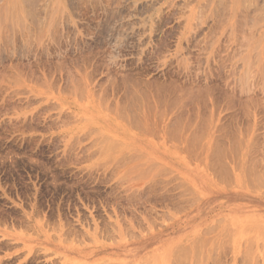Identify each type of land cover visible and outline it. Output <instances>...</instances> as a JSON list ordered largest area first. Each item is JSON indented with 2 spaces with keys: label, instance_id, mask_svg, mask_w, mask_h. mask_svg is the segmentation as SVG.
Segmentation results:
<instances>
[{
  "label": "rangeland",
  "instance_id": "rangeland-1",
  "mask_svg": "<svg viewBox=\"0 0 264 264\" xmlns=\"http://www.w3.org/2000/svg\"><path fill=\"white\" fill-rule=\"evenodd\" d=\"M9 1L0 0V6L6 4L8 9L11 5L7 10L11 19L4 18L9 20L5 21L6 26L3 25L7 28L0 24V264H177L174 263L175 258L185 261L176 260L178 264H264V181H256L257 177L264 175V124L260 123L264 121V105L260 104L264 100L261 88L264 74L259 73L264 72V20L260 19H264V0H257L259 4L252 0L254 9L247 5L251 0H242L243 4L239 3L240 0H226L230 7L225 0H222L224 5L220 0H36L33 7H30L31 0H14L13 4L17 3L18 9L12 4L13 0ZM27 8L32 11L30 14L26 12ZM32 9H37V15L41 13L38 18L43 22L37 15L35 19L38 20L35 21L32 14L36 13ZM227 9L229 13H226ZM5 10H1V19L3 14L6 16ZM12 13L14 17L21 16H16L15 21ZM241 14L247 16L249 24L252 22V26L247 23L248 28L253 29L257 24L259 29L262 25L259 33L258 29H248L252 31L247 32L248 38L256 34L250 37L251 43L248 44V38L244 37L247 36V27L241 26H247V21L243 22L245 16ZM256 42L257 48H253H260L259 58V53L251 48ZM241 46L244 48L238 54L235 51ZM231 51L238 56L234 57L233 53L231 57ZM251 52L258 54L249 55ZM254 58H258L255 59L257 63ZM247 59L248 63H253V68L257 66L254 68L256 72L252 71L254 76L251 73L255 80L252 76L250 78L255 84L251 85V80L245 86L248 90L241 94L239 88L231 87L234 85L232 82L236 85L234 75L236 78L241 74L244 69L239 68L245 66ZM236 60L237 64L238 61L242 63L239 62V67L235 66ZM232 66L235 69L232 70ZM236 68L238 72L234 71ZM218 74L224 78L223 81L230 79L226 80L228 83L231 81L230 85L224 81L225 88L229 86V89H223L225 83L221 78L217 81ZM259 76L263 77L259 79L261 87H258L261 94L259 89H255L259 83L256 77ZM130 77L132 79H128ZM123 78L130 80L132 85L137 83L140 89L144 88L131 90L130 86L134 85L126 83ZM204 80L210 86H216L210 89ZM192 81L196 84L191 87L189 82ZM183 82L188 83L189 88ZM162 83H167L166 87ZM182 83L186 88L179 90ZM157 84H161L162 89L166 88L169 98L166 91H163L166 92L164 95L157 91L160 89ZM194 84H199L198 88ZM205 84L208 91L204 93L218 98L213 99L206 94L209 100L202 96L208 101L200 104L203 100H199L201 93L198 98L197 92H200L199 86ZM147 87L158 92L160 102L165 96L164 101L167 98L177 101L187 93L188 96H183V101L182 98H178L179 102L172 101V104L175 102L173 106L167 100L165 104L169 103V107H165L156 99L157 93L149 94ZM190 87L197 90L193 89L195 92L192 93ZM137 89L138 93L134 91ZM145 89L148 94L143 92ZM214 89H219L220 94ZM227 89H232L231 94ZM253 90L263 96L258 98ZM125 93L126 99H132L130 101L140 98L138 102L133 101L135 107L124 98ZM235 93L246 99L237 95L234 101ZM176 94L180 96L175 97ZM122 95L126 102L123 104L118 102L120 99L123 101ZM223 97L231 98V102ZM144 99L150 109L156 108L154 113L146 111L149 108L144 105ZM250 99H253L252 107L249 106ZM246 100H249V109ZM139 102H143L142 105ZM117 103L122 108L124 104L126 107L131 104V108L125 107L124 113ZM159 106L162 110H158ZM242 106L246 107H243L245 113ZM120 113H124L125 118ZM177 113L179 118L175 117ZM180 113L188 124L194 122L192 126ZM194 114L199 119L193 118ZM126 115L135 121L137 118L140 121L142 116L146 130ZM200 117L208 119L207 123ZM254 119L258 120L257 124ZM246 121L252 126L256 124L253 131ZM150 123L155 126L153 133H150ZM136 124L138 128L133 127ZM203 124L207 129L203 130ZM243 124H247L250 130H244ZM167 125V129L174 127L178 140L174 134L172 140L168 139L172 128L168 135ZM232 129L237 132H232ZM227 131L232 132L229 135L235 133L236 137L243 139L228 136ZM177 132L182 133L181 136ZM220 133L225 136L221 134L220 137ZM236 133H240L239 136ZM197 134L206 135L201 140L203 136ZM195 136L201 141L197 142ZM222 137H226V141ZM231 139L245 141L244 147H248L243 149L239 144L240 148L236 146L240 142L230 143ZM109 142L116 146H109ZM187 142L193 153L188 150ZM193 145L198 146V152ZM105 147L113 148L108 150ZM230 147L234 149H230L232 153H225L231 156L226 158L224 150L227 152ZM218 149L221 154L217 153ZM237 150L241 151L240 156L233 154ZM233 155H238V159ZM245 157H250V161ZM246 159L250 163H255L254 160L261 163L256 171L253 169L257 164H253L252 172L259 176L252 175L251 181L249 166L252 164L248 166ZM132 166L142 170L127 171L134 169ZM257 168L263 172L262 175ZM259 182L263 183L260 185ZM170 193L174 194L173 197ZM197 242L204 243L199 244L202 250ZM179 245H182V252L181 249L175 250ZM172 250L181 252L180 257H176L177 253L171 256ZM183 250L188 252L186 258Z\"/></svg>",
  "mask_w": 264,
  "mask_h": 264
},
{
  "label": "bare ground",
  "instance_id": "bare-ground-1",
  "mask_svg": "<svg viewBox=\"0 0 264 264\" xmlns=\"http://www.w3.org/2000/svg\"><path fill=\"white\" fill-rule=\"evenodd\" d=\"M3 1H4V0H3ZM10 1H11V0H10ZM10 1H9V2H10ZM32 1H33V2H32ZM220 1H222V0H220ZM223 1H224V0H223ZM223 1H222V3H223ZM228 1H230V0H228ZM234 1H235V0H234ZM237 1H238V0H237ZM243 1H245V0H243ZM254 1H255V3L258 2V4H259V2H260V1H257V0H254ZM256 1H257V2H256ZM6 2H7V1H5V3H6ZM9 2H8V3H9ZM13 2H14V0L12 1V4H13ZM15 2H16V1H15ZM25 2L28 4L27 1H25ZM35 2H36V0H31V5H30V7H33V4H34ZM114 2H115V1H114ZM224 2L227 3L226 0H225ZM230 2H231V1H230ZM262 2H263V4H264V1H262ZM262 2H261V3H262ZM21 3H22V2H21ZM23 3H24V1H23ZM26 3H24V4H26ZM36 3H37V2H36ZM55 3L57 4V2H55ZM222 3H221V4H222ZM225 3H223V5H224ZM239 3H242V0H240ZM249 3H250V2L248 1V4H247V1H246L245 4L249 5L250 8H251V7L254 5V2H252V0H251L252 5H251V3H250V4H249ZM16 4H17V3H14L13 5L16 7V6H17ZM119 4H120V3H119ZM221 4H220V5H221ZM236 4H238V3H236ZM242 4H243V3H242ZM13 5H12V10L14 11L15 9H13ZM18 5H19V3H18ZM226 5H228L229 7L231 6V5H229V3H227ZM226 5H225V7H224L225 9L227 8ZM233 5H235V3H233ZM247 5H246V6H247ZM256 5H257V4H256ZM3 6H4V7H3ZM10 6H11V5H9V8H8V9H10ZM26 6H27V5H26ZM34 6H35V5H34ZM36 6H37V5H36ZM38 6H39V5H38ZM128 6H129V5H128ZM239 6H240V5H239ZM249 6H247V8H249ZM254 6H255V5H254ZM0 7H2V9H0V19H1V15H2L1 13H2L3 10H5V7H6V10H5V15H6V16L4 17V14H3V16H2V19L4 20V18H6V17L8 18L9 15H11V14H9V12H7L8 9H7V5H6V4H4V5L2 4V6H0ZM17 7H18V6H17ZM17 7H16V8H17ZM144 7H145V6H144ZM257 7H259V9H261L260 6H257ZM257 7L255 8V10H253L254 13L257 11V10H256ZM261 7H262V5H261ZM3 8H4V9H3ZM24 8H25V7H24ZM28 8H29V6H28ZM28 8H27V9H28ZM36 8H37V7H36ZM54 8H55V7H54ZM216 8H217V7H216ZM263 8H264V6H263ZM17 9H18V8H17ZM27 9H26V10H27ZM29 9H31V8H29ZM29 9H28L26 12L30 14V12H32V11H29ZM46 9H48V8H46ZM56 9H57V7H56ZM56 9H55L54 11H56ZM140 9H141V8H140ZM144 9H145V8H143V10H144ZM213 9H214V8H213ZM228 9H229V8H228ZM228 9H227V10H228ZM234 9H235V8H234ZM238 9H240V7H239ZM252 9H254V7H252ZM252 9H250V10H252ZM1 10H2V11H1ZM24 10H25V9H24ZM24 10H23V11H24ZM32 10L34 11V9H32ZM36 10H37V9H35V11H36ZM48 10H50V9H48ZM112 10H113V9H112ZM235 10H236V9H235ZM235 10H233V11H235ZM244 10H246V9H244ZM9 11L11 12V10H9ZM13 11H12V12H13ZM18 11H20V10H18ZM21 11H22V10H21ZM35 11H34L33 13H36ZM113 11H114V10H113ZM258 11L260 12V10H258ZM262 11H263V10L261 9V12H262ZM6 12H7V13H6ZM229 12H230V11L228 10V12H226V13H229ZM241 12H243V10H242ZM261 12H260V14H261ZM263 12H264V11H263ZM263 12H262V13H263ZM3 13H4V12H3ZM19 13H20V12H19ZM115 13H116V12H115ZM222 13H224V12H222ZM222 13H221V14H222ZM237 13L240 14V11L238 10ZM13 14H14V13H12V16L14 17ZM29 14H28V15H29ZM39 14L41 15V13H38V15H37V13H36V14H32V15H34V19H35L36 15H37V18H38ZM52 14H53V13H52ZM129 14H131V13H129ZM257 14H258V13H257ZM257 14H256V16H257ZM18 15H19V14H18ZM18 15H16V16H18ZM213 15H214V14H213ZM241 15H242V16H245V15H243V14H241ZM241 15H239L238 17H240ZM16 16H15V17H16ZM19 16H21V15H19ZM26 16H27V15H26ZM30 16H31V15H30ZM162 16H163V15H162ZM222 16H223V15H222ZM258 16L260 17L261 15L258 14ZM13 17H12V19H13ZM15 17H14V20H15ZM22 17H23V16H22ZM246 17H247V16L244 17V19H245V21H243L244 23L247 21V20H246V19H247ZM20 18H21V17H20ZM20 18H19V19H20ZM37 18H36V19H37ZM227 18H228V17H227ZM2 19H1V20H2ZM8 19L10 20L11 18L9 17ZM19 19H18V21L21 20V19H20V20H19ZM22 19H23V18H22ZM36 19H35V21H36ZM38 19H39V21H41V20H40V17H39ZM38 19H37V20H38ZM41 19H42V17H41ZM224 19H225V18H224ZM224 19H223V20H224ZM248 19H249V18H248ZM260 19H261V20H264V19H262V18H260ZM3 20H2V23L0 22V24H2V26H3V25L6 26L7 23H6L5 21H9V20H4V22H3ZM139 20H140V19H139ZM166 20H167V19H166ZM166 20H165V21H166ZM235 20H236V19H235ZM242 20H243V19H241L240 21L242 22ZM252 20H254V19H252ZM261 20H260V21H261ZM15 21H17V20H15ZM154 21H155V20H154ZM224 21H225V20H224ZM249 21H250V20H249ZM249 21H247V22L245 23V25H246L247 23L249 24ZM254 21H255V20H254ZM22 22H23V21H22ZM33 22H34V21H33ZM41 22H43V20H42ZM219 22H220V20H219ZM4 23H5V24H4ZM13 23H14V21H13ZM16 23H17V22H16ZM37 23H38V21L36 22V24H37ZM112 23H113V22H112ZM239 23H240V22H239ZM255 23H258V22H255ZM255 23H253V24H255ZM259 23H261V22H259ZM19 24H20V22H19ZM38 24H39V23H38ZM41 24H42V23H41ZM41 24H40V25H41ZM107 24H108V23H107ZM235 24H236V23H235ZM248 24H247V26H244L243 24L241 25L243 28L247 27V28H246L247 31L245 30L246 33L249 32L250 30H253L254 28H255V29H258V28H256V27H257V26H256L257 24L253 25V26H254L253 29H252L251 27L248 28L249 25L252 26V22H250L249 25H248ZM161 25H162V24H161ZM263 25H264V24H263ZM0 26H1V25H0ZM130 26H131V25H130ZM228 26H229V25H228ZM261 26H262V25H261ZM261 26H260V27H261ZM3 27H4V26H3ZM210 27H211V26H210ZM229 27H230V26H229ZM260 27H259V29H261ZM4 28H5V27H4ZM4 28H3V29H4ZM6 28H7V27H6ZM6 28H5V29H6ZM12 28H13V27H12ZM172 28H173V27H172ZM212 28H213V27H212ZM212 28H210V29H212ZM263 28H264V27H263ZM14 29H15V28H14ZM118 29H119V28H118ZM236 29H237V28H236ZM248 29H250V30H248ZM259 29H258V31H257L258 33H259ZM16 30H17V29H16ZM215 30H216V29H215ZM8 31H10V30H8ZM36 31H37V29H36ZM167 31H168V30H167ZM167 31H165V32H167ZM242 31H243V30H242ZM262 31H263V30H262ZM2 32H3V31H2ZM6 32H7V31H6ZM42 32H43V31H42ZM42 32H41V33H42ZM208 32H209V31H208ZM211 32H212V30H211ZM250 32H252V31H250ZM253 32H255V31H253ZM4 33H5V32H3V36H4ZM15 33H16V31H15ZM246 33H245V34H246ZM16 34H17V33H16ZM32 34H33V33H32ZM206 34H207V33H206ZM242 34H243V33H242ZM10 35H11V34H10ZM248 35H249V33H247V36H244V37H246V39H247V38H248ZM255 35H256V34H255ZM255 35L252 34L251 36L254 37ZM260 35H261V33H260ZM260 35H259V37H260ZM15 36H16V35H15ZM36 36H37V35H36ZM206 36H208V35H206ZM251 36H249L248 41H247V44H248V43H251V42H249V40L251 41V38H250ZM10 37L12 38L13 36H10ZM10 37H8V38H10ZM8 38H6V39L8 40ZM193 38H194V37H193ZM255 38H257V39L260 40V38H258V36H256ZM0 39H1V38H0ZM4 39H5V38H4ZM195 39H196V38H195ZM262 39H263V37H262ZM1 40H2V39H1ZM11 40H14V38H12ZM11 40H10V41H11ZM15 40H16V39H15ZM8 41H9V40H8ZM252 41H253V40H252ZM261 41H262V40H261ZM4 42H5V41H4ZM257 42H258V41H257ZM257 42H256L255 45H253L252 47L250 46V47H251V48L255 47V46L257 45ZM243 43H245V42H243ZM252 43H253V42H252ZM258 43H259V42H258ZM262 43H263V41H262ZM245 44H246V43H245ZM242 45L244 46V44H242ZM258 45L260 46V44H258ZM262 46H263V45H262ZM243 48H244V47H243ZM243 48H242V46H241V48H239L240 50L238 49V51H237V49H236L235 52H237V53L239 54V51H242L241 49H243ZM245 48H247V46H246ZM251 48H250V49H251ZM255 48H257V46H256ZM255 48H253V50H254ZM233 49H235V48H233ZM245 50H246V49H244V51H245ZM255 50H256V51H255ZM255 50H254L253 52H258V51L260 50V48H259V50H258V49H255ZM260 51H261V50H260ZM262 51H263V50H262ZM253 52L249 53V55L251 54V55L255 56V54H258V53H259V54L257 55V57L259 58V56H260V52L255 53V54H252ZM231 53H232V54H231ZM231 53H230V54H231V57H233L234 55H235L234 57H237V56H238V54H237V53L235 54L234 51H233V52L231 51ZM233 53H234V55H233ZM240 53L242 54V52H240ZM263 53H264V52H263ZM261 54H262V53H261ZM232 55H233V56H232ZM236 55H237V56H236ZM247 55H248V53H247ZM242 56H244V54H243ZM226 57H227V56H226ZM245 57H246V55L244 56V58H245ZM251 57H252V56H251ZM228 58H229V57H228ZM238 58H239V57H238ZM252 58H253V57H252ZM252 58H250V59L252 60ZM258 58H254V60H255V59H258ZM260 58H261V61H262V56H261ZM188 59H189V58H188ZM263 59H264V58H263ZM183 60H185V59L183 58ZM226 60H227V59H226ZM237 60H238V59H237ZM237 60L234 62V63L236 64L235 66H237L238 64H240L241 61H242L241 58H240L241 61H238V64H237V63H236ZM76 61H77V60H76ZM229 61H231V60H229ZM184 62H185V61H184ZM239 62H240V63H239ZM246 62H247V64H246ZM252 62H254V61H252ZM255 62H256V60H255ZM255 62H254V64L256 65L257 62H256V63H255ZM263 62H264V60H263ZM79 63H80V62H79ZM77 64H78V63H77ZM241 64H242V63H241ZM260 64H261V63H260ZM244 65H245V66L241 65V67L239 68L240 70H241V68L244 69V70H241V74H239V76L236 77V78H235V75H234V79H236V80H235L236 85H235V83L232 82V84H234V85H233V87H231V88H234V89H235V88H236V89L239 88L240 91H238V90H239V89H238V90H236V92L238 91V92H240V93H241V92L243 93V92H245V91L248 90L245 86H247L248 83L250 84V82H251V80H252V79H250V78H252V77L254 76V74L252 73V71H255V72H256L255 69H256V67H257V66H255V67H254L255 69H254V68L252 67V66H253V63H252V65H251V61H250V63H248V59H247V61H245V64H244ZM258 65H259V64H258ZM80 66H81V65H80ZM239 66H240V65H238V67H239ZM260 66H263V63H262V65H260ZM238 67H237V68H238ZM70 68H71V67H70ZM78 68H79V67H78ZM237 68H236V70H234V71L238 72V71H237ZM252 68H253V69H252ZM259 68H261V67H259ZM180 69H181V68H180ZM230 69H231V68H230ZM233 69H235L234 66H232V70H233ZM262 69H263V67H262ZM262 69H260V70H262ZM181 70H182V69H181ZM258 70H259V69L257 68V73H258ZM230 71H231V70H230ZM242 71H243V72H242ZM263 71H264V69H263ZM177 72H178V71H177ZM181 72H182V71H181ZM236 72H235V74H236ZM239 72H240V71H239ZM255 72H254V73H255ZM261 72H262V71H261ZM261 72L259 71V73L263 75L264 72H263V73H261ZM80 73H81V72H80ZM83 73H84V72H83ZM230 73H231V72H230ZM230 73H228V75H230ZM251 73L253 74V76L251 75ZM89 74H91V73H89ZM84 75H85V74H84ZM87 75H88V74H87ZM204 75H205V74H204ZM226 75H227V74H226ZM231 75H232V73H231ZM231 75H230V76H231ZM258 75H259V74H258ZM89 76H90V75H89ZM130 76H131V75H130ZM218 76H219V77H218ZM218 76H217V77H218V78H217V81H218L219 78H221L220 74H218ZM251 76H252V77H251ZM255 76H257L256 73H255ZM131 77L133 78V76H131ZM131 77L128 78V79H132ZM226 77H228V76H225V78H226ZM261 77H262V76H259V78H258V77H256V78H257V80H259V79L261 80ZM263 77H264V76H263ZM263 77H262V78H263ZM126 78H127V76H126ZM230 78H231V77H230ZM253 78H254V80H255V77H253ZM71 79H72V78H71ZM123 79H124V78H123ZM133 79H134V78H133ZM174 79H175V78H174ZM198 79H199V78H198ZM200 79H201V78H200ZM203 79H204V78H203ZM205 79H206V78H205ZM221 79H222V78H221ZM221 79H219V80H221ZM223 79H224V78H223ZM223 79H222V81H223ZM228 79H229V78L225 79L224 81H225L226 83H228V82L226 81V80H228ZM231 79H232V78H231ZM249 79H250V80H249ZM263 79H264V78H263ZM263 79H262L261 81L264 82ZM124 80L127 81L126 83H128V82L130 81V80H127V79H124ZM229 80H230V79H229ZM257 80H256V82H259V83H258V86H256L257 88L254 86L255 89H259V88L261 87V85H262L261 88L263 89V92H264V86H263L264 83L262 82L263 84L260 85V80H259V81H257ZM71 81H72V80H71ZM204 81H205V83L208 84V88H210V89H211V86H212V87H213V86H216V85H211V86H210V85H209V82H206V80H204ZM204 81H203V82H204ZM209 81H210V78H209ZM222 81H221V82H222ZM224 81H223V82H224ZM233 81H234V80H233ZM248 81H249V82H248ZM133 82H134V81H133ZM170 82H171V81H170ZM172 82H173V81H172ZM174 82H175V81H174ZM174 82H173V83H174ZM176 82H177V81H176ZM176 82H175V84H176ZM186 82H188V81H186ZM200 82H201V81H200ZM221 82H220V83H221ZM225 82H224V83H225ZM230 82H231V81H229L228 85H230ZM253 82H254V81L252 80V84H251V85L255 84V82H254V83H253ZM126 83L123 82V84H126ZM129 83H130V82H129ZM163 83H164V82H163ZM163 83H162L163 86H165V85L167 84V83H166V84L164 85ZM173 83H172V85H173ZM183 83H184V82H183ZM183 83H182V85H183ZM189 83H191L190 85H191V87H192V84L195 83V82L192 81V82H189ZM198 83H199V82H198ZM210 83H212V82H210ZM224 83H223V84H224ZM226 83H225L224 88H223V89H225V90H226V88L229 87V86H227V87L225 88ZM140 84H141V82H140ZM152 84H153V83H152ZM169 84H170V83H169ZM175 84H174V85H175ZM187 84H188V83H187ZM187 84L184 83V85H186L187 88H189V87H188L189 84H188V85H187ZM195 84H196V83H195ZM195 84H194V85H195ZM207 84H205L204 86H201V85H200L201 87L199 86V89H200V90H198V91H200V92H197L198 98H199V96H200L199 93H201V97H200L199 100H201V99L203 100L204 97L202 98V96H206L207 93H204V92H207V91H208V89H207ZM213 84H214V83H213ZM215 84H216V83H215ZM232 84H231V86H232ZM126 85H127V84H126ZM128 85H129V84H128ZM130 85H132V84L130 83ZM133 85H134V87H131V86H130L131 90H132V88H136V87L139 88V86H136L137 83H136V84L133 83ZM133 85H132V86H133ZM138 85H139V84H138ZM143 85H144V84H143ZM147 85H148V84H147ZM154 85H155V84H154ZM157 85H159V84H157ZM157 85H156V86H157ZM160 85H161V84H160ZM160 85L158 86L160 89H159V88H156V90L159 89V90H157V91H160L159 93H162V94H163V93H166V92H167V91L165 90L166 88H163V89H164V90H163V89H162V86H160ZM174 85H173V87H174ZM182 85H181V87H182L181 89H179L180 87L178 88V86H176L177 89L182 90V89L186 88L184 85H183L184 87H183ZM194 85H193V86H194ZM198 85H199V84H197V85H195V86L198 88ZM217 85H219V86H223V85H220L219 83H218ZM256 85H257V83H256ZM114 86H115V85H114ZM209 86H210V87H209ZM234 86H237V87H234ZM259 86H260V87H259ZM125 87H126V86H125ZM140 87H141V86H140ZM149 87H150V86H149ZM165 87H166V86H165ZM168 87H169V86L167 85V88H168ZM170 87H171V86H170ZM173 87H171V89H172ZM191 87H190V89H191ZM202 87H203V88L205 87L207 90L205 89V90L203 91ZM217 87H218V86H217ZM248 87H250V86H248ZM251 87H252V86H251ZM251 87H250V88H251ZM254 87H253V88H254ZM258 87H259V88H258ZM130 88H129V89H130ZM143 88H144V86H143L141 89H140V88H139V89L142 90ZM174 88H175V87H174ZM174 88H173V89H174ZM197 88H194V87H193L191 90H193V89H194V90H195V89L197 90ZM213 88H214V87H213ZM213 88H212V89H213ZM229 88H230V87H229ZM229 88H228V89H229ZM250 88H249V89H250ZM253 88H252V89H253ZM102 89H103V88H102ZM104 89H105V88H104ZM106 89H107V88H106ZM111 89H112V88H111ZM126 89H127V88H126ZM139 89L134 90V91H136V92L138 93V90H139ZM147 89H148V91H149V92H148L149 94H150L151 92H152V93H155V92L149 90L148 87H147ZM147 89H145V91L143 90V92H145V94H148V93H147ZM161 89H162V90H161ZM169 89H170V88H169ZM171 89H170V91L173 90V89H172V90H171ZM221 89H222V88H221ZM221 89H220V92H221ZM228 89H227V90H228ZM234 89H233V90H234ZM262 89H261V91H262ZM114 90H115V89H114ZM186 90H187V89H186ZM186 90H185V91H186ZM188 90H189V89H188ZM191 90H190V91H191ZM194 90L191 91V92L194 93V92H195ZM214 90L217 91V94H220V93L218 92L219 89H218V90H217V89H214ZM250 90H251V89H250ZM115 91H116V90H115ZM122 91H123V90H122ZM157 91H156L157 95H155L156 93H155L154 95H155L156 99L158 98V100H159V102H160L161 99H159V98H161V97L158 96V92H157ZM163 91H166V92H163ZM175 91H176V89H175ZM201 91H202V92H201ZM228 91H230V90H228ZM228 91H226V92H227L226 95L229 94ZM253 91H254V90H253ZM140 92H141V91H140ZM172 92H174V90H173ZM176 92L178 93L179 91L177 90ZM180 92H181V91H180ZM191 92H190V93H191ZM210 92H211V90H210ZM231 92H232V89H231V91H230V94H231ZM233 92H235V90H234ZM256 92H257V91H256ZM258 92H260V89H259ZM263 92H262V93H263ZM174 93H175V92H174ZM186 93H187V91H186ZM212 93H213V92H212ZM242 93H241V94H242ZM253 93H254V95L258 94V93H255V91H254ZM253 93H252V94H253ZM181 94H182V93H181ZM202 94H203V95H202ZM208 94H210V93H208ZM208 94H207V95H208ZM214 94H215V92H214ZM214 94H213V95H214ZM223 94H224V93H223ZM235 94H236V96H235ZM235 94H234V97H232L233 100H234L235 97L237 98V95H239L238 98L241 97L240 94H237V93H235ZM244 94H245V93H244ZM246 94H247V93H246ZM246 94L243 95V96H246ZM260 94H261V92H260ZM260 94H258V98H259V97H262V96L264 95V93H263V95H261V96H260ZM113 95H115V93H113ZM163 95H164V94H163ZM172 95H173V94H172ZM186 95L188 96V93H187ZM186 95H185V96L182 95V97H183V96L186 97ZM192 95H194V94H192ZM210 95H211V94H210ZM115 96H117V93H116ZM131 96H132V95H131ZM151 96H152V95H151ZM151 96L149 97L150 99H152ZM157 96H158V97H157ZM166 96H167V97L169 96V95H168V92H167ZM166 96H165V97H166ZM178 96H180V94H178ZM178 96H177V94H176L175 97H178ZM220 96L222 97V94L219 95V98H221ZM224 96H225V95H224ZM252 96H253V95H252ZM256 96H257V95H256ZM125 97H126V93H125L124 98H125ZM129 97H130V96H129ZM155 97H154V98H155ZM163 97H164V96H163ZM165 97H164L163 100L160 102V103H163L164 106L166 105L165 102H166V101L168 100V98H169V97H168L167 100L164 101V100L166 99ZM182 97H180V98L178 97V98L181 99ZM209 97H210V96H209ZM211 97H213V96L211 95ZM214 97L218 98L217 95H215ZM214 97H213V99H214ZM247 97H249V95H248ZM263 97H264V96H263ZM124 98H123V95H122V99H123V101H124ZM170 98H171V97H170ZM178 98H177V101H176L175 98H174L175 100L173 99L172 101L179 102L180 100L178 101ZM224 98L227 99L226 101H229V100L231 99V98L229 99L228 97H223L222 99H224ZM241 98H243V100L246 99V98L244 99V97H241ZM256 98H257V97H256ZM125 99H126V98H125ZM139 99H140V98H139ZM139 99H137V100H139ZM141 99L143 100V98H141ZM183 99H184V98H182L181 100L183 101ZM196 99H197V98H196ZM196 99H195V101H196ZM206 99H208L207 96H206ZM206 99H204L203 101H201L200 104H202L203 102H206V101L209 100V99H208V100H206ZM213 99H212V100H213ZM247 99H249V98H247ZM261 99H262V98L258 99V102H259ZM263 99H264V98H263ZM120 100H121V99H120ZM120 100H119V101L117 100V101L120 102V103H122V104H123V103H126L125 101L123 102L122 100H121V101H120ZM126 100L129 101L128 103L132 102V104L134 103L133 101L138 102L136 99H135V100L133 99V101H130V100H132L131 98H130L129 100H128V98H127ZM144 100H145V99H144ZM152 100H153V99H152ZM192 100H193V99H192ZM205 100H206V101H205ZM240 100H241V99H240ZM140 101H141V100H140ZM163 101H164V102H163ZM169 101H170V99H169L167 102H169ZM172 101H170L171 104H172ZM213 101H214V100H213ZM213 101H212V102H213ZM215 101H216V100H215ZM234 101H235V100H234ZM247 101H249V100H246V102H247ZM261 101H262V100H261ZM261 101H260V104L264 105V103H263L264 100H263L262 102H261ZM145 102H146V100L144 101V103H145ZM167 102H166V103H167ZM175 102H174V103H175ZM190 102H191V101H190ZM196 102H197V101H196ZM229 102H231V101H229ZM251 102H253V99H252V101H251V99H250V105L248 104V102L246 103V107H247V104H248L249 106H251L252 104H254V103H251ZM139 103H141V102H139ZM142 103H143V102H142ZM142 103H141V105H142ZM147 103H148V101L146 102V104H144L145 106H147V107L149 108V109L147 110V108L144 106V107L146 108V111H149V110H151V111L156 110V108L154 109V107H152V109H150L151 106L147 105ZM157 103H158V101H157ZM174 103L172 104V106L174 105ZM192 103L195 104L194 101H193ZM242 103H243V102H242ZM244 103H245V101H244ZM244 103H243L242 105H244ZM117 104H118V103H117ZM171 104H170V105H171ZM187 104H188V103H187ZM193 104H192V105H193ZM204 104H205V103H204ZM216 104H217V101H216ZM118 105L120 106V104H118ZM126 105H127V104H126ZM126 105L124 104V105H123V106H124L123 108L121 107L122 105H121L120 107L117 106V108L119 107V108L124 109V108L126 107ZM138 105H139V108H142V107H140V104H138ZM151 105H152V104H151ZM153 105L156 106L157 104L155 105V103H154ZM158 105H159V104H158ZM163 105H161V106L163 107ZM167 105H168V107H169V103H168ZM167 105H166V106H167ZM239 105H240V104H239ZM128 106H130V108H131V104L128 105ZM128 106L126 107L127 109H128ZM135 106H136V105H135V103H134V106H133V107H135ZM166 106H165V107H166ZM198 106H199V105H198ZM198 106H196V107H197V108H200V107H198ZM200 106H201V105H200ZM244 106H245V105H244ZM244 106H242V108H243ZM249 106L247 107L248 109H249ZM252 106H253V105H252ZM252 106H251V107H252ZM133 107H132V108H133ZM174 107H175V106H174ZM174 107H173V108H174ZM178 107H179V106H178ZM181 107H182V106H181ZM189 107H191V106H189ZM204 107H206V106H204ZM246 107H244V108H246ZM256 107H257V106H256ZM119 108H118V109H119ZM139 108H138V110H139ZM157 108H158V110H159L161 107L159 106V107H157ZM163 108H164V107H163ZM179 108H180V107H179ZM240 108H241V105H240ZM240 108H239V110H240ZM244 108L241 109L242 112H243V110H244L243 113H245V109H244ZM135 109L137 110V108H134V110H135ZM168 109H170V108H168ZM176 109H177V107H176ZM181 109H182V108H181ZM202 109H203V108H202ZM213 109H214V108H213ZM250 109H251V108H250ZM256 109H257V108H256ZM131 110H133V109H131ZM138 110H137V111H138ZM158 110H157V112H159ZM161 110H162V108H161ZM163 110H164V109H163ZM182 110H183V109H182ZM182 110H180V111H182ZM191 110H192V109H191ZM193 110H194V106H193ZM217 110H218V109H217ZM241 110H240V112H241ZM252 110H253V109H252ZM139 111H140V110H139ZM151 111H149L150 114L152 113ZM167 111H168V110H167ZM183 111H187V109H185V110H183ZM200 111H201V110H200ZM246 111H247V109H246ZM254 111H256L255 108H254ZM254 111H253V112H254ZM123 112L125 113V112H126V109H124ZM144 112H145V111H144ZM155 112H156V111H155ZM176 112H177V111H176ZM197 112H199V111H197ZM197 112H196V113H197ZM258 112H259V111H258ZM124 113H123V115H124ZM139 113H140V112H139ZM141 113H142V109H141ZM145 113H146V112H145ZM153 113H154V111H153ZM165 113H166V112H165ZM168 113H169V111H168ZM183 113H185V112H182V114H183ZM189 113H192V112H189ZM213 113H214V112H213ZM254 113H255V112H254ZM254 113H253V114H254ZM120 114H121V115H120ZM120 114H119V115L122 117V116H123L122 113H120ZM178 114H179V113H177V115H175V117L178 116ZM182 114L180 113V115L183 116V118L185 119L184 115H182ZM197 114H198V113H197ZM197 114H196V116H197ZM210 114H211V112H210ZM128 115H129V113H128ZM139 115H141V114H139ZM139 115H138V117H139ZM147 115L149 116V114H147ZM180 115H179V116H180ZM214 115H216V113H214ZM235 115L237 116V112H236ZM235 115H234V116H235ZM238 115L241 116L240 114H238ZM242 115H243V114H242ZM254 115H255V114H254ZM134 116H136V114H135ZM150 116H151V115H150ZM186 116H187V115H186ZM189 116H190V115H188V117H189ZM194 116H195V114H194ZM196 116L193 117V118H198V117H196ZM243 116H244V115H243ZM243 116H242V118H243ZM250 116H251V114H250ZM123 117L125 118V116H123ZM123 117H122V118H123ZM190 117H191V116H190ZM248 117H249V116H248ZM126 118H128L127 115H126ZM130 118H131V120H134V119L132 118V116L129 117L128 119L130 120ZM134 118H136V117H134ZM141 118H142V116L140 117V121H141V122H144V121H142L143 118H142V120H141ZM147 118H148V117H147ZM151 118H153V117H151ZM176 118H179V117H176ZM176 118H175V119H176ZM181 118H182V117H181ZM181 118H180V119H181ZM200 118H201V117H200ZM207 118L210 120V118H209L208 116H207ZM236 118H238V117H236ZM236 118H234V119H235V120H238V119H236ZM251 118H252V117H251ZM251 118H250V119H251ZM254 118H255V117H254ZM148 119H150V118H148ZM172 119H173L175 122H178V121H176L174 118H172ZM180 119H179V121H180ZM198 119H199V118H198ZM201 119H203L205 122L208 120V119L205 120L204 118H201ZM201 119H200V120H201ZM234 119H232V121H233ZM256 119H257V118H256ZM125 120H126V119H125ZM146 120H147V119H146ZM150 120H151V119H150ZM154 120H155V119H154ZM188 120H189V119H188ZM235 120H234V121H235ZM239 120H241V117H239ZM239 120H238L237 123H239ZM247 120H249V119H247ZM140 121H139L138 118H137V120H136V121L134 120L133 122H139V123H140V126L143 125L142 128H144V130H146L145 127H144L145 122H144V123H141ZM171 121H172V120H170V122H171ZM174 121H172V122H174ZM185 121H186V119H185ZM194 121H195V120H194ZM230 121H231V119H230ZM244 121H245V120H244ZM254 121H255V123L257 124V121H258V120H255V119H254ZM129 122H130V121H129ZM131 122H132V121H131ZM149 122H151V121H149ZM182 122H184V121L182 120ZM186 122H187V121H186ZM196 122H197V121H196ZM205 122H203V123H205ZM209 122H210V121H209ZM209 122H208V124H207L208 126H209ZM211 122H212V121H211ZM246 122H247V121H246ZM155 123H156V122H155ZM184 123H185V122H184ZM184 123H182L183 125L181 124V126H183V128H184ZM193 123H194V122H193ZM193 123L188 124V122H187V124H188V125H191V126H192ZM198 123H200V122H198ZM201 123H202V122H201ZM206 123H207V122H206ZM232 123H233V122H232ZM235 123H236V121H235ZM235 123L232 124V125H235ZM244 123H245V122H244ZM248 123H249V121L247 122V124H248ZM260 123H261V124H264V121H262V122H260ZM133 124H134V123H132V125H133ZM141 124H142V125H141ZM151 124L153 125V123H150V125H149V126L151 127V128H149V129L151 130V132H150V131H149V132H150V133H153L152 128L155 127V126H152ZM178 124H180V122L177 123V126H178ZM187 124H186V127H187ZM247 124H246V125H247ZM249 124H251L250 126H252V123H249ZM256 124L253 125L254 128H255V125H256ZM261 124H260V125H261ZM138 125H139V124H138ZM147 125H148V124H147ZM155 125H156V124H155ZM195 125H197V124H195ZM195 125H194V127H195ZM198 125H199V124H198ZM207 125L204 126V124H203V128H204L203 130L207 129V128H206ZM243 125H245V124H243ZM246 125H245L246 128H245L244 130H246V129H247V130L252 129V131H253V126H252V128L248 129L249 126L247 127ZM212 126H213V125H212ZM212 126H211V127H212ZM237 126H238V125H237ZM133 127L138 128L137 124H136V126L134 125ZM156 127H157V126H156ZM165 127H166V129H167L168 125L165 126ZM201 127H202V126H201ZM201 127H200V128H201ZM233 127H234V126H232V128H233ZM238 127H239V126H238ZM140 128H141V127H139V129H140ZM157 128H158V127H157ZM170 128H172V130H171L172 132H170V135H171V136H168V139H169V140L171 139V137L173 136V134H174V136H176V134H175L176 132L173 131V130H174V127H173V126H172V127L170 126ZM170 128H169V129H170ZM176 128H177V127H175V129H176ZM178 128H179V126H178ZM189 128H190V127H189ZM189 128H187V129H189ZM197 128H199V127H197ZM263 128H264V127H263ZM166 129H165V130H166ZM169 129H167L168 132L165 131L168 135H169V131H170ZM181 129H182V127H181ZM187 129H186V130H187ZM191 129H192V128H191ZM234 129H235V127H234ZM256 129H257V128H256ZM140 130H141V129H140ZM154 130H155V133L157 134V132H156V128H155ZM159 130H160V129H159ZM163 130H164V128H163ZM179 130H180V129H179ZM184 130H185V128H184ZM192 130H193V129H192ZM200 130L202 131V129H200ZM200 130H199V131H200ZM238 130H239V132H241V134H243V133H242V130L240 131V128H238ZM247 130H246V131H247ZM147 131H148V129H147ZM176 131H177V130H176ZM180 131H183V130H180ZM187 131H188V130H187ZM187 131H186V132H187ZM195 131H198V130H195ZM201 131H200V133H202ZM234 131H236V130H233V129H232V132H234ZM252 131H251V132H252ZM254 131H255V130H254ZM158 132H161V131H158ZM173 132H174V133H173ZM192 132H193V131H192ZM203 132H204V131H203ZM206 132H207V130H206ZM206 132H205V133H206ZM227 132H228V131H227ZM227 132H225L224 134H226ZM230 132H231V131H230ZM230 132H228V136H231V137H232L233 134H232V135H231V134L229 135ZM232 132H231V133H232ZM236 132H237V131H236ZM248 132H250V131H248ZM251 132H250V133H251ZM255 132H256V131H255ZM161 133H162V132H161ZM163 133H164V131H163ZM171 133H172V134H171ZM178 133H179V132H177V135L181 136L182 133H181V134H180V133L178 134ZM197 133H199V132H197ZM209 133H210V132H209ZM183 134H185V133L183 132ZM186 134H187V133H186ZM193 134H196V132H195V133L193 132ZM221 134H223V133H220V137H221ZM224 134H223V135H224ZM236 134H237V133H236ZM239 134H240V133H238L237 136H239ZM165 135H166V134H165ZM199 135H200V136H203V134H197L196 136H199ZM205 135H206V134H204L203 137H200V139L202 140V138H204ZM246 135H247V134H246ZM263 135H264V134H263ZM160 136H163V135L160 134ZM182 136H184V135H182ZM186 136H188V135H186ZM196 136L194 137L195 139L197 138ZM218 136H219V135H217V137H218ZM224 136H225V135H224ZM234 136H235V133H234V135H233V138L236 137V136H235V137H234ZM241 136H242V135H241ZM243 136H244V135H243ZM176 137H177L176 140H178V136H176ZM176 137H174V138H176ZM209 137H210V136H209ZM231 137H230V138H231ZM180 138H181V137H180ZM222 138L225 140L226 137H225V138L222 137ZM222 138H220V140H221ZM228 138H229V137H228ZM228 138H227V139H228ZM236 138H239V137H236ZM262 138H263V137H262ZM164 139H165V137H164ZM166 139H167V138H166ZM183 139H184V137H183ZM198 139H199V137H198ZM198 139H196L197 142H198V141H201V140H198ZM218 139H219V137H218ZM239 139H240V138H239ZM242 139H243V138H242ZM242 139H240V140H242ZM245 139H246V136H245ZM260 139H261V138H260ZM260 139H259V140H260ZM171 140H172V139H171ZM181 140H182V138L180 139V141H181ZM184 140H186V139H184ZM192 140H193V138H192ZM196 140H194V142H196ZM216 140H217V139H216ZM216 140H215V141H216ZM229 140H230V139H229ZM231 140H233V139H231ZM235 140H236V142H237V139H235ZM235 140H233V141H231V142L229 141V142L232 143V142H234ZM240 140H239L238 142H240ZM261 140H262V139H261ZM209 141H211V140H209ZM209 141H208V142H209ZM225 141H226V140H225ZM243 141H244V140H243ZM253 141H256V140H253ZM263 141H264V139H263ZM263 141H261V142H263ZM194 142H193V143H194ZM197 142H196V143H197ZM217 142H218V141H217ZM223 142H224V141H223ZM227 142H228V141H227ZM238 142H237V143H238ZM244 142H245V141H244ZM244 142H243V143H244ZM257 142H258V141H257ZM201 143H202V142H201ZM219 143H221V142L219 141ZM243 143L240 142V143H238V145H236V146H239V144H242L243 149L247 148L248 146H247V147H246V146L244 147V144H243ZM250 143H251V142H250ZM108 144H109V146H110V145H112V146H113V145L116 146L115 143H114V144H113V143L110 144V142H109ZM108 144H107V145H108ZM188 144H189V143L187 142V146H188ZM205 144H206V143H205ZM208 144H209V143H208ZM211 144H212V143H211ZM213 144H214V143H213ZM224 144H225V143H224ZM194 145H195V144H194ZM194 145H193V149L196 148L195 150H197V149H198V146H197V147H196V146L194 147ZM196 145H198V143H197ZM199 145H200V142H199ZM209 145H210V144H209ZM218 145H219V144H218ZM228 145L231 146L230 144H228ZM233 145H234V144H233ZM262 145H264V142L262 143ZM114 146H113V147H114ZM210 146H211V145H210ZM210 146H209V147H210ZM221 146H223V145H221ZM236 146H234V147L236 148ZM113 147H107V148L105 147V148H106V149L109 148L108 150H110V148H113ZM190 147H191V146H190ZM199 147H200V146H199ZM212 147H213V146H212ZM226 147H227V146H226ZM239 147L242 148L241 145H240ZM250 147H252V146H250ZM218 148L220 149V146H219ZM222 148H223V147H222ZM224 148H225V147H224ZM227 148H228V147H227ZM240 148H239V149H240ZM182 149H183V148H182ZM184 149H185V148H184ZM219 149H218V152H217V153H220V152H219ZM230 149H232V151H233L234 148H231V147H230L229 150L227 149V150H228L227 152H225V150H224V154H225V153L227 154V153L230 151ZM237 149H238V148H237ZM249 149H250V148H249ZM251 149H253V147H252ZM188 150H189V146H188ZM195 150H194V153L196 152ZM240 150H241V149H240ZM254 150H255V149H254ZM185 151H186V150H185ZM185 151H184V152H185ZM189 151H190V150H189ZM198 151H199V150H197V152H198ZM210 151H212V150H210ZM235 151H236V150H235ZM237 151H238V152L233 153V154H238V155H239V152H241L242 150H241V151L237 150ZM247 151H248V149H247ZM252 151H253V150H252ZM191 152H192V150L190 151V153H191ZM208 152H209V151H208ZM214 152H215V151H214ZM221 152L223 153V149L221 150ZM230 152H231V151H230ZM188 153H189V152H188ZM192 153H193V152H192ZM209 153H210V152H209ZM212 153H213V152H212ZM231 153H232V152H231ZM246 153H247V152H246ZM249 153H251V152H249ZM220 154H221V153H220ZM226 154H225V155L222 154V155H223V156H226ZM243 154H244V153H243ZM261 154H262V153H261ZM209 155H210V154H209ZM228 155L230 156V153H229ZM228 155H227V156H228ZM231 155H232V154H231ZM238 155H233V156H237V159H238ZM263 155H264V151H263ZM217 156H220V155H217ZM223 156H222V157H223ZM227 156H226V158H227ZM229 156H228V158H229ZM239 156H240V155H239ZM246 156H249V155L246 154ZM253 156H254V155H253ZM255 156H256V155H255ZM230 157H231V156H230ZM243 157H244V156H243ZM220 158H221V157H220ZM241 158H242V155H241ZM245 158H248V157H245ZM252 158H253V157H252ZM224 159H225V158H224ZM231 159L233 160V158H231ZM234 159H236V158L234 157ZM243 159H244V158H243ZM248 159H249L248 161H250L251 158L249 157ZM257 159H258V158H257ZM262 159H264V157H262ZM253 160H254V159H253ZM253 160H252V161H253ZM223 161H224V160H223ZM244 161H245V160H244ZM252 161H251V162H252ZM254 161H255V163L257 164L258 161H256V160H254ZM260 161H262V160H259V162H260ZM227 162H228V161H227ZM246 162H247V159H246ZM249 163H250V162H247L248 166H249L250 164H252L251 166H249V167L251 168V172H250V174L252 173V174L250 175V181H251V179H253V178H252V175H255V173H256V172H255V171H256V167H258L259 164H260V166H261V163H258L257 166H256V165L254 166V169H253V170H255V171H254V172H255L254 174H253V172H252V167H253V164H255V163H254V162H253V163H250V164H249ZM222 164H223V163H222ZM224 164H226V163H224ZM227 165H228V164H227ZM218 166H219V165H218ZM263 166H264V165H263ZM132 167H133V166H132ZM134 167H136V166H134ZM134 167H133V168H134ZM139 167H140V166H138L137 168H139ZM213 167H214V166H213ZM221 167H222V166H221ZM128 168H129V167H128ZM128 168H127V169H128ZM228 168H231V167H228ZM228 168H227V169H228ZM258 168H259V167H258ZM258 168H257V170H258ZM262 168H263V167H260V169H262ZM131 169H132V168H131ZM131 169H130V170H127V171L133 173V172H138V171L142 170L141 168H140V170H137L136 168H134V169H132V171H131ZM215 169H216V171L219 170V169L217 170L216 166H215ZM245 169H247V168H245ZM260 169H259V170H260ZM133 170H134V171H133ZM136 170H137V171H136ZM248 170H250V169H248ZM259 170H258V171H259ZM263 170H264V168H263ZM125 171H126V170H125ZM145 171H146V170H145ZM216 171H215V172H216ZM223 171H224V170H223ZM227 171H228V170H227ZM129 172H128V173H129ZM147 172H148V171H147ZM147 172H146V173H147ZM215 172H214V174H215ZM229 172H230V171H229ZM246 172L249 173V171H247V170H246ZM259 172H260V174H261L262 171L260 170ZM139 173H140V172H139ZM141 173H142V172H141ZM141 173H140V174H141ZM146 173H145V174H146ZM152 173H153V172H152ZM262 173H263V172H262ZM145 174H144V176H146ZM155 174H158V173H155ZM155 174H154V175H155ZM222 174H223V173H222ZM228 174H229V173H228ZM263 174H264V173H263ZM154 175H152V176H154ZM216 175H217V174H216ZM223 175H225V174H223ZM223 175H222V176H223ZM246 175H247V173H246ZM256 175L259 176L258 174H256ZM256 175H255L254 177H256ZM261 175H262V174H261ZM261 175H260V176H261ZM141 176H143V174H142ZM148 176H150V174H148ZM138 177H139V176H138ZM223 178H224V177H223ZM226 178H227V175H226ZM152 180H153V179H152ZM259 180H261V181L263 180V181H264V175H263V177H262V176H261V177H257L256 181L258 182ZM252 181H253V180H252ZM168 183H169V182H168ZM248 183H251V182H248ZM261 183H263V182H261ZM261 183L259 182L260 185H261ZM160 184H161V183H160ZM251 185H252V184H251ZM251 185H250V186H251ZM253 185H254V182H253ZM256 185H257V183H256ZM157 186H158V185H157ZM254 186H255V185H254ZM262 186H263V185H262ZM251 187H252V186H251ZM175 188H176V187H175ZM158 190H161V189H158ZM171 191H172V190H171ZM171 191H170V192H171ZM170 194H171V193H170ZM172 194H173V193H172ZM172 194H171V196H172ZM178 194H180V193H178ZM168 195H169V193H167V196H168ZM173 195H174V194H173ZM175 195H176V194H175ZM168 197H170V196H168ZM172 197H173V196H172ZM174 197H175V196H174ZM182 197H183V193H182ZM166 198H167V197H166ZM169 201H170V200H169ZM171 204H172V203H171ZM151 206H152V205H151ZM154 206H155V205H154ZM151 208L153 209V207H151ZM149 209H150V208H149ZM150 210H151V209H150ZM254 223H255V222H254ZM252 224H253V223H252ZM254 225H255V224H254ZM250 227H251V226H250ZM200 234H201V232H200ZM203 235H204V234H203ZM202 238H203V237H202ZM204 238H205V237H204ZM204 238H203V239H204ZM197 239H198V238H197ZM203 239H202V240H203ZM205 239H206V238H205ZM197 241H199V240H197ZM208 242H209V241H208ZM174 243H175V242H174ZM174 243H173V244H174ZM195 243H196V241H195ZM201 243H202V242H199V243L197 242V245L199 246V244H201ZM193 244H194V243H193ZM203 244H204V243H202V245H203ZM213 244H215V243H213ZM216 244L218 245L217 242H216ZM206 245H207V244H206ZM174 246H175V245H173V247H174ZM194 246H195V245H194ZM210 246H211V245H210ZM218 246H220V245H218ZM173 247H172V249H174ZM184 247H185V246H184ZM200 247H201V246H199V248H200ZM204 247H205V246H204ZM170 248H171V247H169V250H170ZM181 248H182V245H181V247H180V245H179V246H177V248H176L175 250L178 251V249H181ZM195 248H196V247H195ZM199 248L197 247V250H198ZM213 248H215V247H213ZM213 248H212V249H213ZM185 249H187V247H186ZM185 249H184V250H185ZM193 249H194V247H193ZM200 249H201V248H200ZM200 249H199V251H200ZM217 249H218V248H217ZM220 249H221V248H220ZM184 250H183V251H184ZM201 250H202V249H201ZM172 251H173V250H172ZM177 251H175V252L177 253ZM193 251H194V250H193ZM220 251H221V250H220ZM179 252H180V250H179ZM181 252H182V249H181ZM181 252H180V253H181ZM184 252H185V253H183V255H185L187 251H184ZM197 252H198V251H197ZM176 253H174V251H173V254H172V253H170V254H171V256H173V255L176 254ZM180 253H177V256H176V257H178V255H179V257H180ZM187 254H188V252H187ZM187 254H186V255H187ZM247 254H248V253H247ZM186 255L183 256V257L186 258V257H187ZM190 255H191V254H190ZM171 256H170V257H171ZM174 256H175V255H174ZM249 256H250V255H249ZM183 257H182V258H183ZM189 257H190V256H189ZM246 257H247V256H246ZM172 258H174V257H172ZM182 258H180V259H182ZM248 258H249V257H248ZM175 259L178 260V261H181V263H184V262H185V261L183 262V259H182V260H179V259H177V258H175ZM173 260H174V259H173ZM173 260H172V261H173ZM176 260H174V263L176 262V263L178 264V262H177ZM218 260H219V259H218ZM172 261H171V262H172ZM204 261H205V260H204ZM219 261H221V260H219ZM202 262H203V261H202ZM216 263H217V262H216Z\"/></svg>",
  "mask_w": 264,
  "mask_h": 264
}]
</instances>
